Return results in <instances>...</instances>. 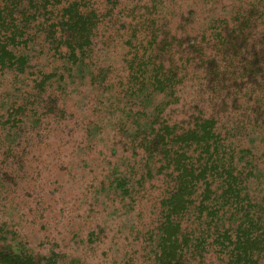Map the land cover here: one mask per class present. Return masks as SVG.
I'll use <instances>...</instances> for the list:
<instances>
[{
    "label": "rangeland",
    "instance_id": "1",
    "mask_svg": "<svg viewBox=\"0 0 264 264\" xmlns=\"http://www.w3.org/2000/svg\"><path fill=\"white\" fill-rule=\"evenodd\" d=\"M91 3L99 24L83 64L72 68L54 52L38 16L28 44L16 49L28 58L26 71H0V245L24 242L36 260L54 253L58 264H156L161 203L174 188L172 168L154 142L158 131L168 127L179 136L214 119L228 145L255 154L263 173L247 177L248 184L264 198V58L258 61L264 32L259 26L229 33L239 41L234 56L211 38V21L234 19L250 0ZM146 7L157 42L169 43L157 62L179 79L172 97L148 87L129 90L130 60L142 54L148 34L133 32L142 16L133 11ZM46 75L39 89L35 81ZM13 109L21 111L11 125ZM121 180L125 189L118 188ZM195 222L193 208L180 221L184 232ZM207 250L182 263H226Z\"/></svg>",
    "mask_w": 264,
    "mask_h": 264
},
{
    "label": "trees",
    "instance_id": "2",
    "mask_svg": "<svg viewBox=\"0 0 264 264\" xmlns=\"http://www.w3.org/2000/svg\"><path fill=\"white\" fill-rule=\"evenodd\" d=\"M92 6L91 0H0V71H26L28 58L16 54V49L26 47L27 30L38 16L43 19L40 25L46 26L54 52L72 68L83 64L90 56L99 24ZM150 10L146 7L144 12L133 11L142 13L133 32L146 28L148 34L145 45H135H142L143 52L139 56L137 50L130 60L129 90L148 87L153 93H169L172 97L179 79L172 70L163 72L162 63L157 62L159 52L167 51L169 43L166 38L157 42L156 22L146 18ZM229 22L233 28L226 32ZM210 24L214 44L221 49L233 48L234 56L239 41L235 38L233 42L231 33H244L259 26L264 32V0L261 4L250 0L235 11L234 19L219 18ZM263 58L264 53L258 61ZM49 80L46 75L35 83L43 89ZM261 92L264 93V85ZM20 111H10L8 123L14 125L16 120L11 119ZM154 142L162 148L164 163L174 173L173 191L161 203L163 217L155 235V263L183 264L185 255L202 259L211 247L226 259L225 264H264V198H255L248 184V178L263 173L257 168L255 154L228 145L226 137L221 138L216 132L214 119L199 121L194 129L179 136L166 127L156 133ZM121 182L124 180L117 183L118 188L125 189ZM196 196L200 202L194 206ZM192 208L196 227L184 232L180 221ZM207 234L213 237L210 243ZM7 248L0 245V264H58L54 253L36 260L24 242L17 241Z\"/></svg>",
    "mask_w": 264,
    "mask_h": 264
}]
</instances>
